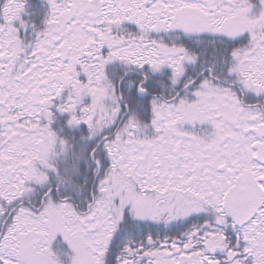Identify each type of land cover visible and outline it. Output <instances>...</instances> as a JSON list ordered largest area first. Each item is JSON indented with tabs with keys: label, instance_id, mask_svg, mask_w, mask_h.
Masks as SVG:
<instances>
[{
	"label": "snow or ice",
	"instance_id": "obj_1",
	"mask_svg": "<svg viewBox=\"0 0 264 264\" xmlns=\"http://www.w3.org/2000/svg\"><path fill=\"white\" fill-rule=\"evenodd\" d=\"M0 264H264V0H0Z\"/></svg>",
	"mask_w": 264,
	"mask_h": 264
}]
</instances>
